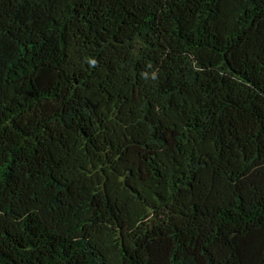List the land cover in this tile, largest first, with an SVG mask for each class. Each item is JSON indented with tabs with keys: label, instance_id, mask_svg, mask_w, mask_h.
Here are the masks:
<instances>
[{
	"label": "trees",
	"instance_id": "1",
	"mask_svg": "<svg viewBox=\"0 0 264 264\" xmlns=\"http://www.w3.org/2000/svg\"><path fill=\"white\" fill-rule=\"evenodd\" d=\"M0 264H264V0H0Z\"/></svg>",
	"mask_w": 264,
	"mask_h": 264
}]
</instances>
